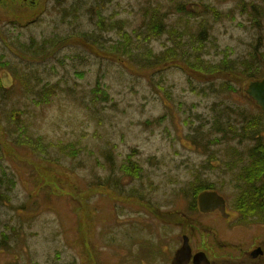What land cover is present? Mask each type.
<instances>
[{"label":"rangeland","instance_id":"rangeland-1","mask_svg":"<svg viewBox=\"0 0 264 264\" xmlns=\"http://www.w3.org/2000/svg\"><path fill=\"white\" fill-rule=\"evenodd\" d=\"M261 1L0 0V73L13 77L0 90V264H137L148 249L168 260L174 245L157 237L164 220L193 215L196 188L211 185L234 208L257 142L244 138L246 117L264 124L246 78L222 94L177 67L151 72L109 51L127 45L126 32L131 48L160 55L169 38L143 43L144 20L156 11L172 29L205 14L216 47L206 58L240 62L258 34L264 42V19L253 28L249 17ZM13 129L39 147L17 144Z\"/></svg>","mask_w":264,"mask_h":264},{"label":"trees","instance_id":"trees-1","mask_svg":"<svg viewBox=\"0 0 264 264\" xmlns=\"http://www.w3.org/2000/svg\"><path fill=\"white\" fill-rule=\"evenodd\" d=\"M261 2L264 4V0ZM260 4L261 3L249 4V17L253 24V28L259 26V18L264 19V8L259 7ZM35 5H37V3H35ZM35 5H29V8ZM180 8L182 7H177V9ZM212 15L215 19L221 18L218 13L213 12ZM150 17V19L142 22V29L146 28L144 35L139 34L136 37L139 38L141 36L140 39L146 44L150 39L160 34H165L170 41V45L167 46L168 48L166 47L160 55H152L148 46L131 48L134 41H132L128 33L125 32V44L127 45L120 49L112 46L109 54L125 58L133 64H136L139 68L147 69L151 72L160 73L171 67H177L188 76L190 82L192 79H198L200 83L208 84L205 90L212 89L222 94L234 93L235 89L231 81L233 76H244L246 78L244 81L248 82L259 79L260 70L264 69V42L262 41V34L257 35L255 44L252 45V50L248 53L247 57L240 62L229 59L230 57L225 56L224 51L222 52L223 58L218 62L209 61L206 58L207 53L210 51V48L216 47H214V44L210 40L209 24H207L205 14H200V17L198 19L196 18V21H198L196 25L192 24L189 18H180L181 25L173 26L172 29L165 28L164 24L161 22L160 18L164 17V15L160 16L159 13L154 11L153 15ZM33 52L39 54V48L35 49ZM33 85L35 84L33 83ZM33 87L34 86H28L26 88H29V91H31L34 89ZM0 90H2L1 84ZM42 100L44 99L39 100L38 98L36 102L39 103ZM245 117L246 116H243L242 119ZM246 118V127H243V132L246 135L244 138L253 141L256 139L257 142L254 148L247 152L248 163L242 166L240 169L241 172L237 177H243V180L246 179V181H240L243 185H246V183L255 185V183L258 182L260 183V188L253 189L250 187L249 190H246V188L243 189L236 199L235 205L236 209L263 208L259 198L263 194L261 175L264 174V143H262L259 138L264 131V124L260 119ZM229 128L231 131V138L235 139L236 136H238L236 133L237 131L232 127ZM223 132L225 135L227 134L226 130ZM14 135H16V130L13 129L9 132L8 136L12 139ZM15 137L17 144H26L30 146L32 150L39 147L37 146L38 144H34L30 140L28 141L27 137L26 140H21L18 134ZM191 142L199 146L198 139L196 140L195 137L191 138ZM213 142H215V140ZM133 165L134 172L137 173L138 167L135 163H133ZM130 169L131 168L126 167L124 170L126 173H130ZM206 189L210 188L200 185V187L193 191V195L195 196L198 191Z\"/></svg>","mask_w":264,"mask_h":264},{"label":"flooded vegetation","instance_id":"flooded-vegetation-1","mask_svg":"<svg viewBox=\"0 0 264 264\" xmlns=\"http://www.w3.org/2000/svg\"><path fill=\"white\" fill-rule=\"evenodd\" d=\"M259 199L262 204L264 189ZM225 204L224 212L202 214L196 210L190 216L176 215L181 229L178 236L173 235L175 227L172 226L177 223L164 220V230L157 238L170 240L174 245L170 258L155 257L150 253L152 249H148L146 256L137 260V264H172L176 252L182 247L189 249L188 256L181 260L182 264H264V207L228 209L226 200ZM168 216L170 212L166 211L162 217Z\"/></svg>","mask_w":264,"mask_h":264},{"label":"water","instance_id":"water-1","mask_svg":"<svg viewBox=\"0 0 264 264\" xmlns=\"http://www.w3.org/2000/svg\"><path fill=\"white\" fill-rule=\"evenodd\" d=\"M0 80L3 88H9L12 83V78L6 71L0 73ZM245 94L264 113V79L250 82L245 89ZM262 179L264 181V176H262ZM197 208L201 212H210L213 210L223 212L225 209V202L216 192H202L197 197ZM188 250L189 249L186 247H182L177 251L172 264H182L181 260L188 256Z\"/></svg>","mask_w":264,"mask_h":264}]
</instances>
